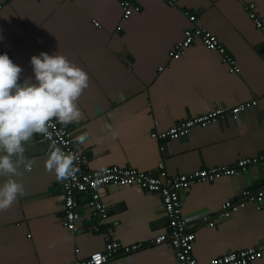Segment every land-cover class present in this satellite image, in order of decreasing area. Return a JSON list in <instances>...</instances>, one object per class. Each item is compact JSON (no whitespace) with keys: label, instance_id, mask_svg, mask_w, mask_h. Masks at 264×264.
<instances>
[{"label":"crops","instance_id":"crops-1","mask_svg":"<svg viewBox=\"0 0 264 264\" xmlns=\"http://www.w3.org/2000/svg\"><path fill=\"white\" fill-rule=\"evenodd\" d=\"M4 1L0 47L23 69L21 80L32 77L30 58L41 52L59 53L87 74L89 86L76 101L80 119L58 123L75 139L87 133L79 147L89 171L117 166L150 172L163 161L168 175L178 176L264 152V36L240 0H178L175 7L135 0L140 12L128 20L122 18L124 0ZM252 1L264 17V0ZM185 13L220 38L238 73L199 40L171 59L174 45L192 27ZM251 101L256 105L237 119L225 117L177 140L151 138L169 125ZM24 147L31 166H21L15 177L23 194L0 210V264H72L102 252L107 239L139 246L108 264H178L168 244L152 243L167 232L159 195L138 187L100 190L108 218L98 232L88 198L79 195L80 219L70 232L63 226L62 179L45 166L48 145L36 134ZM7 179L0 177V185ZM263 179L264 166H257L182 192L197 264L264 240V200L259 211L246 202L230 218L220 217L224 203L261 190ZM251 264H264V255Z\"/></svg>","mask_w":264,"mask_h":264},{"label":"built area","instance_id":"built-area-1","mask_svg":"<svg viewBox=\"0 0 264 264\" xmlns=\"http://www.w3.org/2000/svg\"><path fill=\"white\" fill-rule=\"evenodd\" d=\"M13 0H5L10 2ZM135 0H124L122 3V18L128 20L133 13L140 12V7L133 4ZM169 7H175L178 0H161ZM243 3L245 12L255 28L264 36V17L256 12L254 1L240 0ZM4 4V3H3ZM0 4V11L3 8ZM188 16L191 28L184 31L183 39L176 43L169 56L178 60L195 40L201 43L212 52L218 53L224 63L230 67V71L238 73L235 61L227 53L220 38L202 28L193 15ZM6 53L0 47V54ZM7 54V53H6ZM8 55V54H7ZM9 56V55H8ZM162 71V68L160 69ZM256 105V101L242 104L234 109H218L209 113L190 118L175 125H169L161 133H153L151 138L156 141L177 140L186 136L194 128H205L212 123L231 116L237 119L247 108ZM49 135H40V141L49 147V153L54 148H60L66 154L74 155V174L62 179L61 191L63 195V226L70 232L76 229L80 219L78 212V196L88 198L87 205L92 211L94 218L93 230L98 232L108 218L107 209L101 204L100 190L109 186L117 187H138L147 193L159 195L165 213L167 232L153 240V245L168 244L175 254L178 264H197L193 257V244L195 235L190 230L186 218L182 214L181 194L191 185L213 182L223 177H234L239 173L246 172L251 167L264 166V152L253 157L241 158L232 166L218 165L212 168H203L192 173L170 176L168 175L163 161L150 172H140L133 168H120L112 166L100 171H89L87 168L88 157L79 147L75 138L71 137L69 130L58 123L56 119L48 122ZM262 189L256 192L243 191L238 201H227L222 205L220 217L228 219L239 209L245 207L246 202L255 206L257 211L263 207L264 200V179ZM139 246H122L119 243L107 239L104 250L96 252L86 259L76 260L72 264H108V262L120 253L130 254L137 251ZM79 253V250H75ZM264 255V240L255 246L231 252L214 258L209 264H251Z\"/></svg>","mask_w":264,"mask_h":264},{"label":"clouds","instance_id":"clouds-1","mask_svg":"<svg viewBox=\"0 0 264 264\" xmlns=\"http://www.w3.org/2000/svg\"><path fill=\"white\" fill-rule=\"evenodd\" d=\"M32 77L21 80L23 69L6 53L0 54V210L9 208L23 194L15 177L23 166L30 169L24 157V144L36 134L49 135L48 122L56 119L65 125L81 117L76 101L87 89L88 76L59 53L41 52L30 58ZM87 133L76 137L85 143ZM46 169L60 179L75 172L74 155L54 148L45 162Z\"/></svg>","mask_w":264,"mask_h":264}]
</instances>
